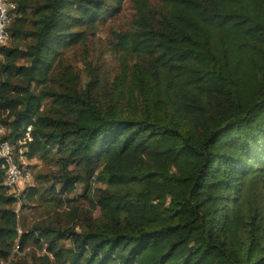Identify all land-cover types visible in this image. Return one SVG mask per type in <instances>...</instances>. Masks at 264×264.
Masks as SVG:
<instances>
[{"label":"trees","instance_id":"1","mask_svg":"<svg viewBox=\"0 0 264 264\" xmlns=\"http://www.w3.org/2000/svg\"><path fill=\"white\" fill-rule=\"evenodd\" d=\"M12 1L3 138L16 159L23 149L27 161H59L61 188L17 196L0 162V264L17 246L7 264H264V0H133L114 43L134 60L129 91L103 97L99 80L55 86L52 74L83 39L73 28L125 0ZM92 178L97 217L20 228L27 201L62 206L59 194Z\"/></svg>","mask_w":264,"mask_h":264},{"label":"rangeland","instance_id":"2","mask_svg":"<svg viewBox=\"0 0 264 264\" xmlns=\"http://www.w3.org/2000/svg\"><path fill=\"white\" fill-rule=\"evenodd\" d=\"M152 5L157 7L161 0H151ZM135 9L133 0H125L121 10L112 17L99 20L94 27L76 26L73 31H81L84 33L83 39L72 45L67 46L59 58L61 62L55 65L52 78L55 86H60L59 81H65L67 78L75 79L80 85L85 86L88 81L93 78L102 83V96L106 93L113 92L120 88L122 94L129 91V83L124 80L123 72L129 71L133 64V59L125 54L120 53L115 49L114 43L116 34L127 30L131 26L134 19ZM81 36V37H82ZM51 83V82H49ZM98 87V85H97ZM124 92V93H123ZM47 107L49 100L46 101ZM32 171V180L24 185H21V193L28 187L38 186L41 188V193L45 192V196L50 198L45 190L49 189L52 184H55L57 190L60 191L61 183L57 172L61 166L59 161L54 158L38 157L27 162ZM38 177L39 179H37ZM89 187V188H88ZM97 187H102L101 183L96 182L93 178L87 188L85 184L79 185L71 194H59L62 199L67 197L70 199L64 201V205H51V202L36 200L33 202L27 201L25 206L20 208V228L32 227L35 223L47 220L55 224L56 222L62 225L71 223V216L76 214L77 221H81L85 213L92 214L93 217L99 215L98 207L94 208L93 192ZM92 189V191H90ZM68 204L73 207H68ZM75 209L77 212L69 209ZM29 244L28 246H30ZM36 248L37 247H32ZM18 246L12 251L11 257L7 264L12 262V256L17 252ZM39 251V250H38ZM23 261V260H22ZM28 261V263H27ZM31 259L26 260L23 264H30Z\"/></svg>","mask_w":264,"mask_h":264},{"label":"built area","instance_id":"3","mask_svg":"<svg viewBox=\"0 0 264 264\" xmlns=\"http://www.w3.org/2000/svg\"><path fill=\"white\" fill-rule=\"evenodd\" d=\"M14 9V1L0 0V47L10 39L8 27L12 21ZM1 56L0 51V58ZM6 130V126L0 122V162L4 170V184L18 196L22 191L21 185L32 180V171L27 166L28 161L22 154L23 149H20L18 159H16L10 141L3 138ZM30 140H32L31 126H28L26 136L21 141V144Z\"/></svg>","mask_w":264,"mask_h":264}]
</instances>
